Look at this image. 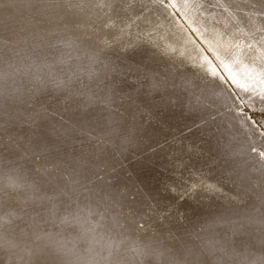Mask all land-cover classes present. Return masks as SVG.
<instances>
[{"label":"rangeland","instance_id":"obj_1","mask_svg":"<svg viewBox=\"0 0 264 264\" xmlns=\"http://www.w3.org/2000/svg\"><path fill=\"white\" fill-rule=\"evenodd\" d=\"M256 44L264 0H0V264H264Z\"/></svg>","mask_w":264,"mask_h":264},{"label":"bare ground","instance_id":"obj_2","mask_svg":"<svg viewBox=\"0 0 264 264\" xmlns=\"http://www.w3.org/2000/svg\"><path fill=\"white\" fill-rule=\"evenodd\" d=\"M169 10V9H168ZM171 10V9H170ZM172 11V10H171ZM187 18L190 20V18H193L192 16V13L188 12V14H186ZM187 19V20H188ZM191 21V20H190ZM180 22V21H179ZM178 22V23H179ZM193 22V21H191ZM194 24V22H193ZM180 25V24H178ZM182 29V28H181ZM178 28V30L180 32H182V30ZM184 30V28H183ZM184 32V31H183ZM185 33V40L186 42L189 44V46H191L192 48H194V46L192 45V42L193 40L191 38H188L189 35H187V32H184ZM183 33V35H184ZM210 33V35H209ZM187 35V37H186ZM211 36V37H210ZM203 39L210 45V47L215 51V49L217 50L218 48V44H220L221 42L217 39V36L215 35V33L213 34V32L210 30V29H207L206 31L204 30L203 32ZM192 40V41H191ZM217 44V45H216ZM196 45V44H195ZM184 47L185 49H187V51L189 50L188 48V45L186 46H182V45H179V47L177 46L176 48L177 49H180V50H183ZM199 47V46H198ZM257 47V48H256ZM200 48V47H199ZM198 48V49H199ZM262 47L259 46V45H255V47L253 48H246V47H241L240 48V52H238L237 56H236V64H239V65H246V66H250L253 62L256 61H260V60H264V58H259L258 55H257V51H259V49H261ZM190 51V50H189ZM188 51V52H189ZM183 52V51H182ZM191 52V51H190ZM195 52L197 53L198 55V58L201 60V62L203 63V67H205L207 69V73L211 76V78H213L215 80V83L216 84H219L221 89L224 90V92L230 97V99L235 103V96L234 94L229 90L230 88L228 87V85L223 81L221 75L216 71V69L213 67L210 59L206 56V54L203 52V50L199 49L198 51L195 50ZM191 56H193L192 52L190 53ZM191 56L189 55L188 57L191 58ZM258 64V63H257ZM262 64V63H261ZM252 67L256 68L255 65H252ZM227 68L229 69V71L236 77V80L238 81L239 84L243 86V84L241 83V80L243 78V76L241 77L239 75V73L237 72V68H236V65H234V62L232 61H229L228 65H227ZM203 69V68H202ZM248 69V68H247ZM259 70L261 69H255V72H259ZM264 76V74L262 75V77ZM264 78V77H263ZM262 79V78H261ZM261 84V83H260ZM261 89H262V92L264 91V85L261 84ZM259 88V87H258ZM264 94V93H263ZM250 100V99H249ZM262 100V99H261ZM237 103V102H236ZM235 103V104H236ZM261 104H264L261 103ZM238 105H237V109H238ZM239 116L242 118V119H246V117H242L240 114ZM244 121L246 122L247 119ZM247 125L249 126V128L253 131L254 134L258 136V131H257V128L254 127V125L251 123V122H247ZM261 139V138H260Z\"/></svg>","mask_w":264,"mask_h":264}]
</instances>
